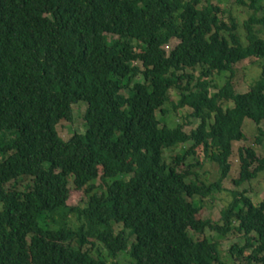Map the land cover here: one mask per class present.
Segmentation results:
<instances>
[{"label": "trees", "instance_id": "obj_1", "mask_svg": "<svg viewBox=\"0 0 264 264\" xmlns=\"http://www.w3.org/2000/svg\"><path fill=\"white\" fill-rule=\"evenodd\" d=\"M234 1L252 10L244 40L236 17L200 0H0V264H106L84 248L94 240L112 258L128 250V264H223L217 241L190 235L207 227L242 234L245 242L229 247L233 264H264V197L232 192L220 222L198 218L201 205L190 199L221 188L245 118L264 135V4ZM250 57L260 78L237 92L233 65ZM221 71L228 76L218 87ZM172 87L173 108L188 106L198 120L189 132L156 116ZM77 101L86 103L85 130L64 140L56 125L72 119ZM186 142L170 163L162 159L164 148ZM198 148L218 165L217 180L200 181L185 163ZM238 159L234 184L264 171L252 146ZM70 177L88 195L83 206L67 204ZM98 177L109 180L101 195L92 192ZM113 222L134 236L129 247Z\"/></svg>", "mask_w": 264, "mask_h": 264}, {"label": "rangeland", "instance_id": "obj_2", "mask_svg": "<svg viewBox=\"0 0 264 264\" xmlns=\"http://www.w3.org/2000/svg\"><path fill=\"white\" fill-rule=\"evenodd\" d=\"M201 3L198 5L199 7L206 4L207 2H211L215 5H218L222 12L224 18L227 19L229 15H232L237 18L239 23V32L242 37L244 36V29L242 26V22L247 19L249 14L252 12L249 7H241L235 3L234 0H200ZM258 4L263 5L264 0H259ZM262 11L258 10L257 15H261ZM260 36L264 37V28L260 31ZM244 40V37H243ZM177 42L176 39L170 40L168 43L170 47ZM165 49V48H164ZM235 69L233 83L235 91L244 92L249 89V87L260 78L261 69L259 66V60L255 57L246 58L238 63L233 65ZM186 73H193L194 76L198 74V70L186 69ZM228 72L221 71L215 72L213 74L214 84L218 87L221 86L224 81L227 79ZM137 80L142 81V77H137ZM185 80L182 81L184 83ZM214 91V89H211ZM179 99V91L176 88H170L169 90V100L164 103L163 109L164 112L160 110L156 111V116L160 121V125H167L169 127H174L177 125H182L183 129L186 132H189L191 129L196 127L198 124V120L191 117L189 115L191 108L188 106L173 108V105ZM231 101H223L222 106L228 107L231 106ZM86 108V103L83 101H77L72 105V119L70 121L60 120L56 125V130L61 138L64 140L68 139L73 132H83L85 130L83 114ZM242 131L245 134V139L240 141H234L232 145V154L230 155V163L231 168L226 178L222 180L220 183L221 188L209 196L201 197L198 195L190 198L193 202L199 203L201 208L197 214V217L200 219L208 218L212 222H220V211L227 203H229L232 199V192L238 191L242 192L244 195L249 196L254 203H258L264 197V171L260 172L257 177L244 181L240 184H234L233 179H236L239 175V149L244 146H252L255 148L257 155H264V135H259L257 131V125L250 119L245 118L242 124ZM259 135L261 142L257 143L255 137ZM191 142H186L183 144H176L172 147H167L163 149L162 159L166 163H170L172 157L181 153L183 150L190 146ZM186 164H192L190 166L191 171H196L198 175V179L205 183L213 182L219 177V169L218 165L214 162H211L205 158L203 155L201 148L197 149V153L193 156H187L185 158ZM198 164L195 165V163ZM200 163V164H199ZM120 175H115L110 179L118 178ZM128 176H125L127 178ZM195 176L190 175L187 180L193 179ZM29 182V177H23L17 183V187L19 189H23L25 185ZM109 180H102L99 177L91 181L93 189V193H97V195L104 194L106 192V184ZM69 198L67 201L68 205H85L88 195L84 191V189H76L72 183V178H69ZM189 199V197H188ZM55 219V224L62 222L61 212H56L53 215ZM66 222L70 224H78L74 214H69L66 216ZM114 232H118L123 230L125 235L128 237V247L134 239V236L129 233L128 229L123 228L121 223L113 222ZM190 235L193 239H201L204 236L207 238L217 241L220 247V260L223 264H233L236 262V258L230 255L229 247L232 244L242 245L245 242L244 237L241 233L229 232L225 235L214 231V229L205 228L204 232L196 233L189 231ZM90 250L93 255H99L102 259H104L106 264H113L114 261L119 263L128 264L133 261L130 256L128 250H124L119 252L115 258H112L103 244L99 241L94 240V244L91 247L90 244L84 246ZM250 249L247 250V253Z\"/></svg>", "mask_w": 264, "mask_h": 264}]
</instances>
